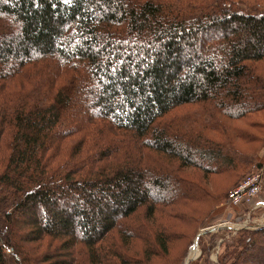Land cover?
Here are the masks:
<instances>
[{"label": "trees", "instance_id": "1", "mask_svg": "<svg viewBox=\"0 0 264 264\" xmlns=\"http://www.w3.org/2000/svg\"><path fill=\"white\" fill-rule=\"evenodd\" d=\"M254 117L264 0H0V264H182L264 168ZM233 234L216 264H264Z\"/></svg>", "mask_w": 264, "mask_h": 264}, {"label": "rangeland", "instance_id": "2", "mask_svg": "<svg viewBox=\"0 0 264 264\" xmlns=\"http://www.w3.org/2000/svg\"><path fill=\"white\" fill-rule=\"evenodd\" d=\"M193 110V107H185V108H182L180 111L176 112V114H179L180 116H183L185 113H188V112H191ZM185 112V113H184ZM255 119H251L252 121H255V122H258L260 124V126H263L264 127V117L261 118V117H254ZM240 127H242V129L244 130H247L246 127H245V124L243 123L242 125H240ZM254 135L256 136H260L261 134H264V130L261 131V130H258V131H252ZM238 148H241V147H238ZM249 173H246L245 175H241L242 176V179L249 175ZM183 175L192 180V181H195L201 185H204V187L208 190H214L216 187L218 188H223L222 191H226V193L228 192L229 189H231L234 185V181L233 179L230 180V182L228 181L226 183V186L224 185L225 184V180L224 179H221L219 176H212L211 178H213V181H211L210 183L205 181L203 179V173L201 171H198L196 169H185L183 171ZM252 175V174H250ZM240 176V177H241ZM241 179V180H242ZM240 181V180H239ZM238 181V182H239ZM264 187V185H263ZM221 209L220 212H218L217 214H215L214 216H212V219L208 222V224H202V225H198L196 227V229L194 230V240L192 242V246L190 248L187 249V252H186V255H185V258H184V261L182 264H186V260L188 258V255L190 253V251L195 252L198 250L199 252V257L197 258L198 260H196L195 262L197 264H210V259H211V256L216 253V257L218 260V257H220L222 254L225 253V245H232L234 239L236 240V238H238V235L237 234H233L229 231H218L217 233L215 232H208L206 235L202 236V237H199V241L198 239H196V236L197 234L203 229V228H208V227H212L214 226L215 224H218L219 222H222V221H227L226 219H229L231 218L234 213L232 214V216H230L229 218H227L228 216V212L229 209L231 208H227L223 205L219 207ZM252 217H254L253 214H251ZM195 239L197 240V249H196V246H195ZM225 241V245L220 247V242L221 241ZM194 245V246H193ZM192 248V250H191ZM233 250V247L232 248H229V252H231ZM141 254V252L139 251H135V249H131L130 248V254ZM4 254L6 256V258L8 259V261L10 262V264H13V261H11V253H10V250L8 249H5L4 250ZM157 260L154 259L152 263H156ZM191 261H189L190 263ZM194 262V261H193ZM194 262V263H195ZM205 262V263H204ZM212 263V262H211Z\"/></svg>", "mask_w": 264, "mask_h": 264}, {"label": "built area", "instance_id": "3", "mask_svg": "<svg viewBox=\"0 0 264 264\" xmlns=\"http://www.w3.org/2000/svg\"><path fill=\"white\" fill-rule=\"evenodd\" d=\"M263 176L261 172H258L253 175L246 176L235 188H233L227 197V203L225 207L227 208H237V207H252L254 202L263 192ZM227 221L219 222L212 227L203 228L196 236V239L199 241V237L206 235L208 232L218 231H229L231 233H236L241 230H255L261 227H264V222L258 223L256 220H253L251 216L245 211H241L236 215H233L231 218L226 219ZM195 239V246L197 249V240ZM194 246V245H193ZM192 250V248H191ZM194 251V250H192ZM190 251L186 264L189 261L193 262L198 260L199 252L198 250L193 252ZM216 253L211 256L210 264H216ZM212 262V263H211Z\"/></svg>", "mask_w": 264, "mask_h": 264}, {"label": "crops", "instance_id": "4", "mask_svg": "<svg viewBox=\"0 0 264 264\" xmlns=\"http://www.w3.org/2000/svg\"><path fill=\"white\" fill-rule=\"evenodd\" d=\"M261 173L263 176V183H264V168L262 169ZM229 211L230 212H228L227 218L232 216L233 213H234V215H236L241 211H245L251 217H252L251 214H253L254 217H252V219L256 220V222H258V223L264 222V188H263L262 194L258 197V199H256V201L254 202V205L252 207H250V208L246 207L245 210H242L239 208L238 209L231 208V209H229Z\"/></svg>", "mask_w": 264, "mask_h": 264}, {"label": "water", "instance_id": "5", "mask_svg": "<svg viewBox=\"0 0 264 264\" xmlns=\"http://www.w3.org/2000/svg\"><path fill=\"white\" fill-rule=\"evenodd\" d=\"M198 237V236H197Z\"/></svg>", "mask_w": 264, "mask_h": 264}]
</instances>
